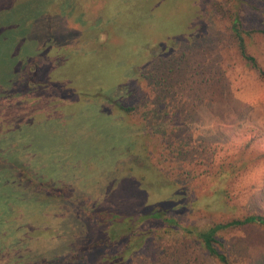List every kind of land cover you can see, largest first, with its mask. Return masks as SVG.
Listing matches in <instances>:
<instances>
[{"label":"rangeland","instance_id":"rangeland-1","mask_svg":"<svg viewBox=\"0 0 264 264\" xmlns=\"http://www.w3.org/2000/svg\"><path fill=\"white\" fill-rule=\"evenodd\" d=\"M154 211L264 218V0H0V264H220L182 229L137 247ZM216 238L264 264V224Z\"/></svg>","mask_w":264,"mask_h":264},{"label":"trees","instance_id":"trees-1","mask_svg":"<svg viewBox=\"0 0 264 264\" xmlns=\"http://www.w3.org/2000/svg\"><path fill=\"white\" fill-rule=\"evenodd\" d=\"M238 25H239L238 19L234 18L232 21V30L237 37L241 53L246 59H248V60L252 61V63H254V59L251 56L247 55L245 52L242 37L240 36V34L238 32ZM129 95L130 94H128V96ZM119 108L127 110V111L132 109L131 106H125L123 104H120ZM139 145L141 146L143 144L139 143ZM132 220H135L134 223H137L138 226H136L137 224L134 226H131L130 223H133ZM126 222H127V224L125 226V230H126V233L129 235L128 237L132 238V236H134V237L139 239L137 247L145 245L150 237H153V236L155 238L161 237L162 234H165V233L170 232L172 230L180 231L182 229L184 235L190 234V236H192L193 238L198 239V241L201 243V245L206 250V252L210 256L215 258L220 264H232L229 261L227 255L224 252L220 251L217 248V246L215 245L218 242L217 238H216V232L220 229H223L226 227H231V226H242V225L249 224V223L264 224V218L260 215H248L244 218L232 219V220L225 222V223L214 224L205 230L195 229L196 227H192V228L188 227L185 229V227H182L181 223L179 221H177L174 217H171L164 212H158V211H154L151 214L149 212V214H147V216H143L140 214H136L135 216L131 215V216H129V218L126 217ZM141 224L143 225V227H141ZM141 230L146 231V237L145 238L141 236V232H142ZM147 236H149V237L147 238ZM110 242H112V241H110ZM135 252L136 251H134L133 253H135ZM133 253H132V255H133ZM74 254L75 255H73V257L78 256L77 255L78 251L76 250ZM132 255H128L124 264H131V258L130 257H132ZM69 260L70 259H68V261ZM68 261H66L65 263H68Z\"/></svg>","mask_w":264,"mask_h":264}]
</instances>
